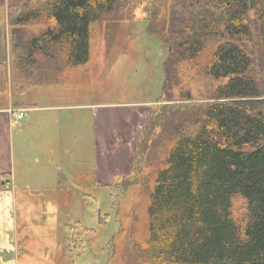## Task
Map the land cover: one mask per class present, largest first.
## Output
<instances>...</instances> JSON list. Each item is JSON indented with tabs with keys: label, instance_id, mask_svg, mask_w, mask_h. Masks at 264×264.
Instances as JSON below:
<instances>
[{
	"label": "trees",
	"instance_id": "1",
	"mask_svg": "<svg viewBox=\"0 0 264 264\" xmlns=\"http://www.w3.org/2000/svg\"><path fill=\"white\" fill-rule=\"evenodd\" d=\"M8 8L13 83L22 92L60 83L66 69L89 61L93 29L106 34L143 8L147 32L168 57L164 103L136 149L142 159L150 143L171 141L154 173L148 256L155 264H264V0H8ZM209 44L216 46L203 71L219 84L207 100L190 89L174 99L183 63ZM6 72L0 64V92ZM236 196L246 201L241 221ZM89 236L80 222L68 223L62 248L82 256Z\"/></svg>",
	"mask_w": 264,
	"mask_h": 264
},
{
	"label": "crops",
	"instance_id": "2",
	"mask_svg": "<svg viewBox=\"0 0 264 264\" xmlns=\"http://www.w3.org/2000/svg\"><path fill=\"white\" fill-rule=\"evenodd\" d=\"M8 14V0H0V64L7 69L0 92V264H60L59 237L73 208L96 201L87 190L125 176L132 161L125 142L142 103H121L115 112L91 99L65 103L47 86L16 90ZM20 110L27 115L16 121Z\"/></svg>",
	"mask_w": 264,
	"mask_h": 264
},
{
	"label": "rangeland",
	"instance_id": "3",
	"mask_svg": "<svg viewBox=\"0 0 264 264\" xmlns=\"http://www.w3.org/2000/svg\"><path fill=\"white\" fill-rule=\"evenodd\" d=\"M137 11L134 18L125 17L124 22L114 25L113 31L106 34L99 35L97 28L93 29L89 61L84 65L66 69L59 84L44 87L46 90L58 91L59 98L66 101L65 103H79L91 99L100 105L113 104L115 112L121 103H142L134 109L137 119L125 142L132 160L125 176L116 175L115 183L98 184L92 192L87 190V193L95 196L97 210L87 206L73 208L74 217L68 221L71 224L78 221L89 228L90 236L85 240V254L82 256L74 257L78 249L68 252L62 248L56 261L60 264L63 259L66 264H155L148 256L147 211L155 183L154 173L163 165L171 141L164 139L154 141L152 145L150 143L151 156L145 153L143 157L141 154L142 159L136 148L139 134L149 122L151 112L164 103L163 63L168 57V49L147 32L144 9L139 8ZM215 46L209 44L196 61L183 63L181 83L171 91L174 99L181 97L182 89H190L197 101L210 98L212 90L219 83L205 76L203 64ZM54 98L58 100L57 97ZM84 120L92 119L89 115ZM138 156L141 163L136 168ZM129 168L132 170L127 175ZM232 208L238 221L246 218V201L241 196L233 199Z\"/></svg>",
	"mask_w": 264,
	"mask_h": 264
},
{
	"label": "built area",
	"instance_id": "4",
	"mask_svg": "<svg viewBox=\"0 0 264 264\" xmlns=\"http://www.w3.org/2000/svg\"><path fill=\"white\" fill-rule=\"evenodd\" d=\"M26 115H27V112L26 111L20 110L17 113L16 112L14 113V119L16 121H20L21 119H23L24 117H26Z\"/></svg>",
	"mask_w": 264,
	"mask_h": 264
}]
</instances>
